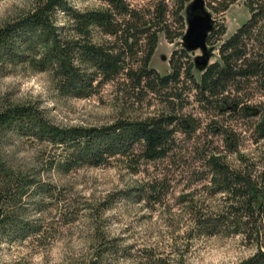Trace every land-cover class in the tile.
I'll list each match as a JSON object with an SVG mask.
<instances>
[{
    "label": "rangeland",
    "instance_id": "1",
    "mask_svg": "<svg viewBox=\"0 0 264 264\" xmlns=\"http://www.w3.org/2000/svg\"><path fill=\"white\" fill-rule=\"evenodd\" d=\"M40 1L0 0V27L32 12ZM66 1L81 12L105 5L99 0ZM151 1L126 0L133 8L146 7ZM167 5L175 11L171 0ZM214 17L224 34L218 41L211 38L208 47L213 46L214 51L208 65L219 61V46L247 22L250 13L245 0H237ZM62 18L59 13L56 23L61 24ZM174 19L168 16L171 31L179 28ZM105 40L115 42L110 36ZM180 41L176 38L169 43L160 34L149 67L160 75L170 73L169 60L173 51L179 59ZM246 46L248 52L259 49V43L247 41ZM188 54L182 62L188 63L200 51ZM179 79L177 87L183 84L185 88L184 74ZM254 81L248 83L250 103L264 105V92ZM126 82L120 76L103 84L97 95L81 99L59 95L52 77L29 64H5L0 67V108L30 106L49 125L63 129H101L118 121L145 122L160 115L164 104L149 92L141 102L126 100L122 85ZM183 91L179 115L193 119L192 131L177 124L169 128L173 130L171 151L155 161L138 156L140 147L134 146L130 158L135 161L115 155L99 167L78 165L64 173L56 168L63 154L61 147L39 142L27 129L17 130L15 125L2 129L0 156L10 176L7 192L2 194L8 223L0 227V264H148L157 259H166L167 264H238L252 257L256 248L249 247L242 235L225 228L215 233L219 222L214 215L229 204L226 193H216L206 161L212 152L228 169L236 170L243 168V157L256 176L264 165V142H254L248 125L258 123L259 117L244 120L240 115H216L201 108L195 90ZM212 119L227 132L236 133L234 147H227L224 134L209 132ZM207 142L212 145L202 157L197 148ZM153 184H158L155 192ZM194 215L208 219L214 234L203 233Z\"/></svg>",
    "mask_w": 264,
    "mask_h": 264
},
{
    "label": "trees",
    "instance_id": "2",
    "mask_svg": "<svg viewBox=\"0 0 264 264\" xmlns=\"http://www.w3.org/2000/svg\"><path fill=\"white\" fill-rule=\"evenodd\" d=\"M99 1L105 4L99 6L101 9L81 12L66 0H41L32 12L3 25L0 27V67L29 64L52 77L59 95L81 99L97 95L103 84L123 76L128 80L122 83L125 99L141 102L145 92H149L164 104L160 115L145 122L118 121L101 129H63L49 125L35 108L7 106L0 108V132L15 125L17 130L27 129V134L39 142L61 147L63 154L58 157L60 166L56 168L64 173L78 165L99 167L107 157L115 155L130 158L134 146L140 147L138 156L155 161L166 158L171 151L173 130L169 128L177 124L185 131H192L193 119L181 117L179 113L183 90H195L197 103L205 111L211 109L216 115H240L244 120L259 117L258 123L251 121L248 127L251 126L255 143L264 142V105L251 104L248 94L251 89L248 83L252 79L257 80L252 84L256 83L255 87L264 92V0H245L250 17L219 46L218 62L198 72L193 58L188 63L182 62L190 52L180 47L179 59H175L176 51H173L169 60L170 73L165 75L149 67L158 36L164 34L169 43L181 39L186 29L184 9L191 0H171L174 12L167 5L170 0H152L148 6L139 8L131 7L126 0ZM236 1L205 0V3L213 17ZM59 13L63 16L61 24L56 23ZM170 15L179 25L172 31L168 24ZM213 19L207 45L211 38L218 41L217 37L224 34L217 19ZM106 36L114 37L115 42L105 40ZM142 40L145 41L143 45ZM247 41L259 43L257 52L254 49L248 52ZM211 48L214 51V47ZM139 53H143V57H139ZM181 74L187 81L183 82L186 87L182 84L179 89ZM208 129L216 136L224 134L228 148L227 137L238 140L234 131L227 132L216 119L211 120ZM211 145L212 142H207L197 148V152L206 156ZM211 153L206 162L214 189L216 193H226L229 204L225 211L214 215L219 222L215 233L225 228L234 235H242L249 247L256 248L252 257L238 264H264V165L255 176L243 157H240L243 168L230 170L222 159ZM130 161L135 159L130 158ZM261 163L264 164V158ZM9 176V169L0 156V227L8 223L5 201H2L6 197L2 194L7 192L5 186ZM157 186H151L154 192ZM202 218L203 215H194L197 227L203 233L214 234L211 222ZM148 264H167V260H151Z\"/></svg>",
    "mask_w": 264,
    "mask_h": 264
},
{
    "label": "water",
    "instance_id": "3",
    "mask_svg": "<svg viewBox=\"0 0 264 264\" xmlns=\"http://www.w3.org/2000/svg\"><path fill=\"white\" fill-rule=\"evenodd\" d=\"M186 29L180 45L187 52L200 51L193 58L196 71H203L209 64L213 49L208 47V35L213 29L214 19L206 8L205 0H191L184 9Z\"/></svg>",
    "mask_w": 264,
    "mask_h": 264
},
{
    "label": "flooded vegetation",
    "instance_id": "4",
    "mask_svg": "<svg viewBox=\"0 0 264 264\" xmlns=\"http://www.w3.org/2000/svg\"><path fill=\"white\" fill-rule=\"evenodd\" d=\"M227 142L229 144V147H234L235 143H236V140L234 139V137H227Z\"/></svg>",
    "mask_w": 264,
    "mask_h": 264
}]
</instances>
